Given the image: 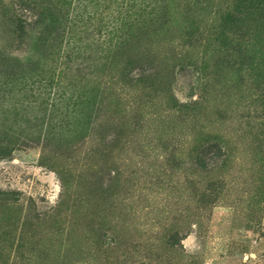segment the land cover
<instances>
[{"label":"rangeland","instance_id":"obj_1","mask_svg":"<svg viewBox=\"0 0 264 264\" xmlns=\"http://www.w3.org/2000/svg\"><path fill=\"white\" fill-rule=\"evenodd\" d=\"M0 264H264V0H0Z\"/></svg>","mask_w":264,"mask_h":264},{"label":"trees","instance_id":"obj_2","mask_svg":"<svg viewBox=\"0 0 264 264\" xmlns=\"http://www.w3.org/2000/svg\"><path fill=\"white\" fill-rule=\"evenodd\" d=\"M17 29L23 26L38 25L43 23V15L34 7L28 5L18 6L17 14H15Z\"/></svg>","mask_w":264,"mask_h":264}]
</instances>
